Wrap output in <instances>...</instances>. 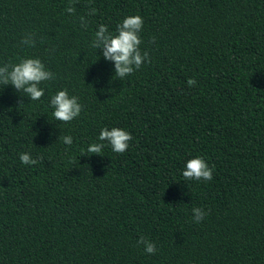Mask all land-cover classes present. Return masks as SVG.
Listing matches in <instances>:
<instances>
[{"label": "trees", "instance_id": "16d2710c", "mask_svg": "<svg viewBox=\"0 0 264 264\" xmlns=\"http://www.w3.org/2000/svg\"><path fill=\"white\" fill-rule=\"evenodd\" d=\"M72 2L0 0V63L54 73L39 101L0 85V264H264V0ZM137 14L149 61L118 79L89 43ZM60 88L83 105L71 122L48 105ZM102 127L129 148L88 153ZM194 156L210 181L183 178Z\"/></svg>", "mask_w": 264, "mask_h": 264}, {"label": "clouds", "instance_id": "9594fccd", "mask_svg": "<svg viewBox=\"0 0 264 264\" xmlns=\"http://www.w3.org/2000/svg\"><path fill=\"white\" fill-rule=\"evenodd\" d=\"M76 9L72 0L65 8L68 14L75 13ZM95 8H92L89 15H94ZM81 23L86 26L87 22L81 17ZM143 29V18L140 15H129L124 17L114 31H110L105 24H98L94 36L89 43L91 49L98 50L103 59L112 65L114 75L118 79L130 76L134 71L139 70L143 63L149 61L146 51H141V32ZM22 43L31 46L35 43L33 34L28 33ZM54 79V73L46 66L39 57H20L15 62L0 63V85H11L20 97L29 101H39L45 94L44 82ZM193 81H189V84ZM104 91V89H101ZM23 104V103H22ZM52 109V117L56 121L71 122L78 118L83 110L79 96L72 94L67 88H60L52 94L48 100ZM65 145L73 144L72 135L61 137ZM131 133L120 127H102L97 136V142L90 143L86 151L88 153L100 154L106 146H109L114 153H124L130 146ZM19 160L25 165L38 163L30 152L19 153ZM183 178L187 181H210L213 178V169L209 167L206 160L201 156H194L187 159L181 171ZM192 219L199 223L207 215L201 207L192 208ZM138 244L144 245V252L155 254L156 244L141 237Z\"/></svg>", "mask_w": 264, "mask_h": 264}]
</instances>
